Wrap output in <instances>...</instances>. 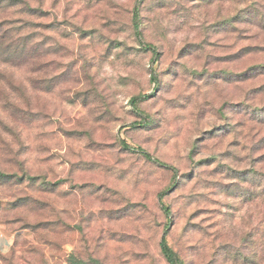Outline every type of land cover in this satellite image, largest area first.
<instances>
[{
    "label": "rangeland",
    "instance_id": "1",
    "mask_svg": "<svg viewBox=\"0 0 264 264\" xmlns=\"http://www.w3.org/2000/svg\"><path fill=\"white\" fill-rule=\"evenodd\" d=\"M165 233L264 264V0H0V264H169Z\"/></svg>",
    "mask_w": 264,
    "mask_h": 264
},
{
    "label": "trees",
    "instance_id": "2",
    "mask_svg": "<svg viewBox=\"0 0 264 264\" xmlns=\"http://www.w3.org/2000/svg\"><path fill=\"white\" fill-rule=\"evenodd\" d=\"M133 24H134V29H135V33L138 36L141 44L143 45V47L147 50H150L153 52L154 56L156 57L158 55L157 49L155 46L151 45V44H146L144 42V40L142 39V32H141V20H140V11H139V6H136L134 9V15H133ZM7 39V38H6ZM151 96L150 95H139L137 97H134L132 99V104L133 106L136 108V106L141 103L144 102L146 100H148ZM123 146L126 148H129V146L126 143H123ZM140 153H142L148 160L151 161H155L156 163H159L161 165H164L162 162H160L158 159L154 158L149 152L143 150V149H139ZM161 197V196H160ZM51 212L50 214H48L46 216L47 219L50 218H54L57 219V221L60 219L59 218V214L57 213V210L53 207L50 208ZM167 213L169 212V210L166 208ZM55 214V215H54ZM45 229H49L48 226L45 227ZM54 233V232H52ZM42 241L43 238H41ZM161 246V250L162 253L164 255V257L166 258V260L169 262V264H184V262L181 260V258L179 257V255L176 253V251L170 246V244L168 243L167 239H166V233L162 238V241L160 243Z\"/></svg>",
    "mask_w": 264,
    "mask_h": 264
},
{
    "label": "crops",
    "instance_id": "3",
    "mask_svg": "<svg viewBox=\"0 0 264 264\" xmlns=\"http://www.w3.org/2000/svg\"><path fill=\"white\" fill-rule=\"evenodd\" d=\"M8 248H10V242L5 239L3 240L2 238H0V250L6 252Z\"/></svg>",
    "mask_w": 264,
    "mask_h": 264
}]
</instances>
